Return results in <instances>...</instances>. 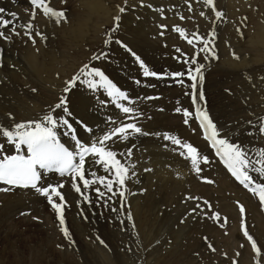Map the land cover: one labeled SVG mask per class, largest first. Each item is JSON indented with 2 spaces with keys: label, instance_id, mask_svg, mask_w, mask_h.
Instances as JSON below:
<instances>
[{
  "label": "bare ground",
  "instance_id": "obj_1",
  "mask_svg": "<svg viewBox=\"0 0 264 264\" xmlns=\"http://www.w3.org/2000/svg\"><path fill=\"white\" fill-rule=\"evenodd\" d=\"M106 1L87 0L86 7L92 13L91 17L81 23L79 27L70 31L62 29V24L64 22L67 23L68 19L56 23L53 18L44 16L39 9H36V18L31 21L34 25L32 31L35 43L30 39V50L28 55L25 56L15 49L14 38L21 37L24 34L25 29L20 27V25L29 22L30 14L28 13L32 10L30 0H0V8L5 9L2 14L5 19H14L9 16V13L15 12L18 14L19 19H14V24L16 31L20 33L18 36L12 35L10 40L0 39V124L10 126L14 122L39 119L51 107H54L49 103L51 101L49 96L51 93L50 89L60 90V84H62L63 79H66V81L71 80L70 76L73 77L78 70L77 64L72 63V56L68 52L73 44L67 49L66 37L75 42L80 40V37H87L93 30V24L95 23L94 14L96 13H103V15L105 13L107 21H110L114 14L118 15L117 11H112L111 6H107ZM241 1L244 3V0ZM200 2H203V0H200ZM56 4L57 0H50V6L54 9H56ZM135 6L136 9H129L127 13H121L122 18L119 20V26L112 34L107 48H104L102 53L97 56L100 57L99 59L93 60L92 64L89 65L90 67L100 68L109 79L127 94L129 100L113 102L103 88L92 89L82 82L85 79H93L92 77H80L76 85L63 95H68L67 97H69L67 106L71 116H67L59 109L55 113L58 116L68 118L80 133L82 142L86 144H90L93 140L103 136L111 131L113 127L122 123H135L142 131L150 133L148 136L136 134L130 136L127 140L114 138V140L107 142L108 146L118 153L117 158L122 163L135 165L134 168L129 170L130 178L125 181V187L120 189L118 185L114 186V191H123L124 196L108 193L99 184H94L90 188L84 189L82 182L77 179V183L81 186V191L89 197V201H85L83 196L73 189L70 175L61 177L57 173L44 172L43 170H41L43 178L40 185L64 184V187L59 190L64 196H68L63 209L65 224L67 223L71 227L80 223L92 227L109 224L118 229V234L122 239L119 248L115 250L104 249L103 256L98 261L99 264H114V253L121 259L125 256L142 260V264H180V259L181 264H203V262L193 263L190 258L199 256L202 260H205L208 255L205 244L209 245L207 238L210 240L212 238L211 235L214 234L216 241H220V237L223 240H228L242 228L240 224L243 216L238 213L236 209L238 204L235 205V203L243 205L245 209L243 214L247 220L246 229L249 234L252 237L259 236V241H262L264 239V205L257 202L259 198L256 195L246 190L243 185L237 183L231 177L226 168L223 167L219 157L216 156L215 150L210 146L209 141L204 138V133L195 116L196 108L199 105L192 103V111L189 110V112L193 116L188 118L190 122L187 123V126L185 123L182 124V120H185V118L181 117V115H178V117L173 116L170 108L159 106V101L161 100L157 89L159 87L157 85L160 82L159 78L145 77L143 75L140 61H143L144 66L150 71L165 74L167 77L164 81L167 80L168 89L170 90L171 86L169 84L172 81L168 80L170 78L168 74L171 72L167 69H161L167 67L161 65L162 61L167 65L170 63L172 71H176L180 68L181 63L175 61V57H172L176 55V58L184 60L185 55L187 56L191 52L190 48L194 50L196 49L195 47H199L200 49L203 44L194 40V47L183 42L179 34L181 39L175 45L174 42L177 39L172 37V32L174 33L172 27L164 25L165 27L162 28V24H159L158 13H153L152 19L150 17L148 20L147 18L145 19L146 15H144L145 17L141 15L140 6ZM194 9L199 14L201 12L205 13L208 19L213 18L215 26L210 33V37L205 36L200 28L195 29V31L185 28V32L189 30L187 38L192 39L191 34L198 33L212 41L210 46L215 48L213 45L216 46L214 44L216 41L212 38L215 37L218 40V44H221L219 42L221 30L224 26V18L217 19L216 12L213 9L210 11L206 4H201L200 8ZM183 10L179 9L178 12L182 13ZM146 11L148 12L149 9ZM166 11L168 15H166L167 18L164 23L171 24L174 19L169 16V12L172 10L167 9ZM132 12L133 15H130ZM136 13H139V16H137L140 19L139 21L135 17ZM173 15L177 16L178 13L173 11ZM98 17L101 18V16ZM153 19H157V22L154 23ZM93 20L94 22H92ZM96 26L97 30H101L104 25L103 23L99 24L98 21ZM11 27L12 25H9V29ZM9 29L3 30L6 34H10ZM164 30L171 35L169 37L166 36L167 34L162 33ZM36 31H39L46 39L36 36ZM163 34L165 37L161 38ZM24 37L28 36L25 35ZM185 40L187 42V39ZM227 41L228 44L229 40ZM241 42L244 43L240 41L236 47L229 43V52L223 58L221 69L224 75L218 79L217 83L212 85V88L221 87V91L224 89L238 99L235 101L231 97L232 101L227 102L231 112V105H238L241 101L245 105V112L248 113L246 115L248 118L244 120V118H240L241 115L240 119L237 117L239 119L236 121L237 127L235 122H233L235 127L232 126L230 128V132L232 129L233 133L227 136L230 135L229 138L232 141H236L242 135L241 140L244 141H241V144L244 145L246 142L250 147V156L256 159V151L264 148V135H261L258 130L259 118L264 117V20L260 23L255 37L250 40V49L254 52H260V54L254 53L252 56L243 53ZM99 46L100 44H98ZM177 48L181 51L177 52ZM183 51L187 52V54H183ZM160 52L162 57H160ZM137 57H139V61ZM160 60L162 61L160 62ZM205 76L203 75V77ZM198 87L200 89V84H198ZM208 89L211 90V88ZM179 91H184V89H177L176 93ZM193 93L194 90L191 88V99ZM212 94L213 92L210 93L204 102L205 106L201 109L208 112L218 127L223 121L222 118L229 115V112L225 103H222V107L217 110L218 112L216 111ZM222 99L223 101L228 99V94L226 93L224 98L222 96ZM117 103L131 107L135 111L131 114H124L116 106ZM249 104H252V106H249ZM9 114H11V118ZM129 116L133 118L129 119ZM175 118L178 125L175 124ZM81 121L91 128L92 131L85 132L82 125L78 123ZM253 125H257V127H253ZM191 128L194 129L193 132ZM171 130L179 132L175 133V136L178 135L181 141L191 143L197 147L201 156L208 157L209 163L201 162V171L198 174L192 169L190 160L187 162L186 159L185 165L174 161V150L180 151L182 148L172 144L170 140L164 139L163 134L167 133V131L171 132ZM66 131L67 129L65 128L60 129V142L73 150L74 142L70 136L64 134ZM250 132L253 135H249ZM198 134L209 145L208 147L205 144L204 150H202V142L196 138ZM129 148L132 150L131 156L127 154ZM9 151H11L10 148ZM183 151L185 150L183 149ZM120 153L124 155L121 156L119 155ZM86 167L88 169L86 177L89 179H94L90 175L93 171L96 172L97 176L111 177V174L105 173L101 166L93 164L91 158H89ZM146 169L151 170L146 171ZM132 173H135V175H132ZM250 174L258 182L264 181L256 173L252 172ZM201 180L212 181L211 183L223 194V199L213 198V204L221 203L214 207L213 210L215 209L216 212L220 213L219 215L224 216L222 217L224 219L220 218L218 221L210 220L203 212L198 218L193 213L189 217H185L182 214L181 207L187 202L184 197V194L187 193L184 185L189 186L200 195ZM97 187H100V190L105 192L104 197L97 196L95 192ZM3 188H8L9 190L0 191V231L4 228L5 223V226H9L12 223L10 220L16 217L19 211L24 209V206L27 208V212L37 214L44 206L49 204L47 198L34 189H16L0 185V189ZM204 195L207 194L204 193ZM109 197L111 198L109 199ZM245 198L247 202L244 201ZM53 199L59 202V198L53 197ZM81 208L90 214H95V216L92 215L89 219L79 220L78 214L82 211ZM52 212L57 215L54 210ZM129 214L131 219L128 218ZM43 224L46 225V223ZM241 233L243 234V231ZM228 234L229 236L226 237ZM165 242H168V245ZM220 245L223 247L230 246L228 243ZM243 249L245 251L242 264H252L251 260L256 261L255 253L249 243ZM237 250L239 251V249ZM213 261L214 264L228 263L226 261L220 263L218 258ZM213 261L208 262L213 263Z\"/></svg>",
  "mask_w": 264,
  "mask_h": 264
},
{
  "label": "rangeland",
  "instance_id": "obj_2",
  "mask_svg": "<svg viewBox=\"0 0 264 264\" xmlns=\"http://www.w3.org/2000/svg\"><path fill=\"white\" fill-rule=\"evenodd\" d=\"M86 1L87 0H57V4L55 5L56 9L63 10L65 12L66 19H68L67 23L64 22L62 24V29L64 31H70L73 28L79 27L81 23H83L85 20L91 17L92 13L89 12V10L87 9ZM158 1L157 0H151V1L107 0L106 1L108 4L107 6H111L112 11L113 12L117 11L118 15L114 14L111 17L112 20L110 19V21H107L108 19L106 18L105 13L104 15L103 13H99V14L96 13L94 14L95 23L93 24V30L89 33L87 37L85 36L80 37V40L76 42L66 37L65 43L67 44V49H69V46L73 44V46H70V49L68 50V52L72 56V63H76L78 66V70H80V68H82L85 64L88 65L92 64V61L95 60L93 57H97L99 54L102 53L104 48L105 49L107 48L109 43L106 44L105 41H110L112 34L115 32L113 31V28L116 26L114 17L120 15L119 16L120 20L122 18L121 12H119V7H124L126 9L122 13L124 14L127 13L129 9H133V10L136 9L135 5H139L140 6L139 10L141 11V15H143V17H145L144 15H146L145 19L147 18L148 20L150 17H151L150 19H152L153 13L154 14L158 13V17L160 18L159 24H162V26L167 25V27H172V30L174 31V33L172 32V37L177 39L176 42H174L175 45L181 39V37H179V32L174 30L175 28H181L183 30L187 28V29H193L194 31L195 29L200 28L203 34H205V36L207 35V37H210V33L214 30V26H215L214 19L213 18L208 19L205 13L204 16H202L201 14L196 12L195 9L193 10V8H200L201 4H205L204 2H200V0H184V1L158 0ZM235 1L236 0H221V1L215 0L214 8L212 6L206 5L210 11L213 9L215 12L219 11L222 13L221 18H217V19H222V17L224 18V26L222 27L221 30L220 42H219L221 44H218V40L215 37L212 38L214 39V41H216V43H214L216 44V46L213 45L215 48H212L213 51L215 52L216 58H213L211 55H209V58L205 60L204 56L208 55V53H200V55H196V53H199V47H195L196 49L194 50L193 48H190L191 52L189 53V55L187 56L185 55L184 60L182 58H176V55L172 57V58L175 57L176 59L174 58V60L181 63L180 68H178L176 71H172L170 63H168L167 65L165 62L160 60V62L162 61L161 63L162 66H167L161 69L170 70L171 73L174 72L187 73V70L189 68L194 69L195 65H192L190 62L188 64L184 63V61L186 59L191 58V56L192 57L195 56L198 64L204 65V68L202 69V73L203 75L206 76L204 77L203 81L200 84V89L198 86H197L198 89H196L197 93L203 91L204 100L200 101L197 99V104L199 105L200 108H203L205 106L204 102L206 101V99L208 98L211 92H213L211 96L213 97V101H214L213 104H215L214 108L216 109V111L222 107V103H225L229 115L223 117L222 118L223 121L218 126V129H220L222 134L225 135L232 134L233 132L232 129L230 132V128L234 126L233 122H235L236 124V121L239 120L240 118L242 119L244 118V120H246V118H248L246 116L248 115V113L245 112L246 111L245 105L242 104V101L239 102L238 105L235 104L231 105V109H232L231 112L227 102L229 101L231 102L232 98L235 101L238 99L230 95L228 91H225L224 89L223 91H221V87H216L215 89H213L212 85L214 83H217L218 79L221 76L223 77L224 75V72L221 69L223 66L222 65L224 60L223 58H225L227 56V53L229 52L228 51L229 43L236 47L238 42L243 41L244 43L241 42V46L243 47L244 50L243 53L250 54L252 56L254 55V53L260 54V52H254L250 49V40L252 37H255L256 32L258 31V27L260 26V23L264 20V7H263L264 0H244V3H242L241 0H238L236 3ZM115 2L117 3L115 4ZM132 2H134L135 5L132 4ZM172 2H174L175 5ZM222 4L224 5L222 6ZM149 5H151V7H149ZM189 6H191V10H189ZM147 9H149L148 12L146 11ZM165 9L172 10L171 12H169V16L172 19H174L171 21V24L164 23L165 22L164 20L167 18L166 15H168ZM179 9L182 10L184 9L185 11L183 10L182 13H179L178 12ZM31 11L32 10H30L28 14H30ZM173 11L177 12L178 15L174 16ZM130 15H133V12L130 13ZM98 16H101V18H99ZM137 16H139V13H136L135 17L137 18ZM181 17H183V19H181ZM137 20L138 21L140 20L139 17L137 18ZM153 20L154 23L157 22V19H153ZM98 21L99 24L103 23L104 25L101 30H97L96 24H98ZM92 22H94V20ZM162 33H164L165 35L167 34L166 36L168 37L169 35H171L166 30H164ZM185 33L186 35H188L189 30H186ZM164 34L161 35V38L165 37ZM24 36L25 35L23 34V36L21 37L16 36L17 38H14L15 39L14 47L20 54L27 56L30 50L29 48L30 39ZM182 40L183 42L187 43L185 38H182ZM227 40H229L228 44H227L228 42ZM174 43H172V45H174ZM98 44H100L99 47ZM182 53L187 54V52L185 51H183ZM161 55L162 53L160 52V57H162ZM78 70L76 71V73L78 72ZM158 74H161L160 78L158 79L160 80V82L157 85V87L159 86L157 88L159 91V97H161V100L159 101V106H165L170 108L171 114L173 116L178 117V115H181V117L185 118L183 115V110L187 109L188 111L189 110L192 111L193 102L191 99V87H190L191 80L188 79L187 74H185V76L180 78L184 81V83L179 84L176 82L175 79H173L170 76L168 80H171L172 82L169 84V86H171L169 90L167 80L164 81L167 76L165 74H162L161 72H159ZM70 77L72 79V76ZM66 82H67L66 79H63L62 84H60L61 86L60 90L55 91L54 89H50L51 93L49 94V96L51 97V101H49V103H51L52 106L58 103L60 97L65 94L63 90L66 87ZM180 88H183L184 91L181 92L179 91L176 93V90ZM208 88H211V90H209ZM226 93L228 94L229 100L226 99L227 101L226 100L223 101L222 96L224 98V95ZM68 98L69 97H67V100ZM249 106H252V104H249ZM177 107L181 108L182 111L179 113L176 112ZM237 117L240 118L238 119ZM183 123L184 120H182V124ZM175 124H177L176 118H175ZM185 125L187 126V124ZM191 130L193 132L194 129L191 128ZM167 133L168 134L171 133L170 135H172L173 133V136H175L179 132H175V131L173 132V130H171V132L167 131ZM176 137L179 136L177 135ZM241 137L242 135L239 136V138L234 142L241 144L244 141L241 140ZM196 138L202 142L203 145L202 150H204L205 144L209 147V145L203 140V137H201L200 134H198ZM244 146H246L250 150V147L246 142ZM174 151H175L174 161L181 165H185L186 159L180 155V152L183 151V149H180V151L177 150ZM187 162H189V159H187ZM200 188H201L199 191L200 195H198L189 186L184 185V189L187 192L184 194V197L187 202L184 206L181 207V212L185 217H189L191 213H193L192 209L197 208V205H199L196 212L193 213L196 216V218H198L200 214L203 212L207 215L208 218H210V220H215L212 218V214L219 212H216V210L215 209L213 210V208L217 207L221 203L213 204V198L218 197L219 199H223V194L212 183H208L207 181L201 180ZM204 193H206L207 195H204ZM189 197H192L193 199H189ZM64 198L65 201H67L68 196H64ZM204 201H208L211 208H209L208 205H205ZM244 201L247 202L246 198ZM257 202L260 201L258 200ZM235 205L238 213L242 215L239 209L240 208L239 203H235ZM26 209L27 208L24 206V209L22 211H19L18 215L10 220L12 221V223L9 226H5L6 224L5 223L4 228L0 231V264H99L98 261L102 258L104 249L115 250L116 248H119V245L122 242V239L118 234V229L115 226L109 224L100 227H92V226H85L80 223L79 225L71 227L66 223L64 226L67 227L70 233V237L66 238L63 232L61 231V228L64 226L60 224L57 215L53 214L52 212L53 210L50 204L44 206V208L41 209L37 214L29 213L26 211ZM92 215L95 216V214L92 213L90 214L84 211L83 209L78 214L79 220L89 219L92 217ZM242 216H243V220H242L243 224L245 222L244 226L246 227L247 220L245 219L244 214ZM222 217L224 216L220 215V218ZM242 221L240 227H242ZM43 223H46V225ZM242 231H243L242 228H240L239 231H237L238 234L236 233L232 238H229L228 240H223L221 237L220 238L218 237L219 239H221L220 241H216L215 235L212 234L211 235L212 238H210L211 241L208 238L207 241L209 244H211L212 248H214L215 251H213L212 248H210L209 245L206 243L205 247H207L206 250H208L207 252L208 255L206 258L203 255L206 261L202 260L199 256L192 257L190 259L192 260L193 263L203 262V264H208V263L210 264L211 262L208 261H213L216 258H218L219 260L218 262L220 263L228 259L226 261L228 262L227 264H233V261H235L236 264L238 263L242 264L243 254L245 251V249L243 248L248 246L249 243V241L246 239L244 234L241 233ZM228 236L229 234L226 237ZM253 238L257 241L258 247L261 248L260 264H264V239L262 241H259V236ZM101 241H103V244L101 243ZM224 243H228L230 246L223 247L220 245ZM165 244L168 245V242H165ZM170 244L171 243L169 241V245ZM241 245H243V247H241ZM249 246L251 247L250 243ZM236 247L237 249H239V251L236 249ZM236 250L237 252H235L236 253L235 254L234 251ZM237 253H239L240 256L237 255ZM113 261L114 264H142V260L125 257V256L123 257V259H121L120 257H117L115 253L113 256ZM180 261L181 259L179 260V263L181 264ZM251 262L252 264H254V262L256 264V261L251 260ZM211 264H214V261Z\"/></svg>",
  "mask_w": 264,
  "mask_h": 264
},
{
  "label": "snow or ice",
  "instance_id": "obj_3",
  "mask_svg": "<svg viewBox=\"0 0 264 264\" xmlns=\"http://www.w3.org/2000/svg\"><path fill=\"white\" fill-rule=\"evenodd\" d=\"M206 5L215 7L214 0H203ZM32 6V11L30 13L29 22L20 25L24 28V35L28 36L29 39L35 43L33 38L34 25L31 21L36 18V9H39L44 16L51 17L56 23H60L61 20L66 19L65 12L63 10H56L50 6V0H30ZM151 7V5H149ZM126 9L124 7H119V12L123 13ZM191 10V6H189ZM5 12L4 8H0V39L10 40L12 35H20L16 31V26L14 24V19L18 20V14L15 12L9 13V16L14 19H5L2 15ZM202 16L203 12L200 13ZM217 18L222 16V13L216 12ZM183 19V17H181ZM120 17H114L116 26L113 31L119 26ZM9 25L12 27L9 29ZM165 27V26H161ZM3 29H9L10 34H6ZM175 31L179 32L182 38L187 39V43L194 45V40L202 43L203 47L199 49V53H208L204 56L207 60L209 55L213 58L215 57V52L213 51L212 41L200 36L198 33H192V39H188L185 30L181 28H175ZM239 31V29H238ZM36 36H40L41 39H46L39 31H36ZM214 38V37H213ZM109 43V41H105ZM177 52L181 50L176 49ZM196 53V55H199ZM94 59H99L100 57H93ZM238 58V57H237ZM139 61V57H137ZM191 63L195 65V68H189L187 73L185 72H174L170 73L173 79L177 83L183 84L184 81L180 79L187 74L188 79L192 81L190 87L194 90L192 94L193 104H197V99L200 101L204 100L203 91L198 93L195 92L198 84L203 81L202 69L203 64H198L195 56L186 59L185 64ZM141 67L143 68V75L145 77L152 76L160 78L161 74L154 71H150L144 66L143 61H140ZM80 77H92L93 79H85L82 81L86 83L89 88H103L108 97H110L113 102L118 101H128L129 97L127 94L121 90L111 79H109L105 73L97 67H90L85 64L80 70L72 77L71 80L66 82V87L64 88V93H68L72 87H74ZM98 78V79H95ZM139 83V81H137ZM35 91V89H33ZM187 94V93H186ZM68 100L66 96H61L59 102L51 107L48 112H46L39 119L27 120L21 122H14L10 126H4L0 124V184L32 188L36 192L45 196L50 204L51 208L57 213V218L62 226L65 225L63 209L65 207L66 201L64 195L59 190L64 187L63 183H58L56 185L48 184L47 186H41L40 182L43 178L44 172L58 173L61 177L65 175H70L72 180L73 189L83 196L85 201H89V197L84 195L81 191L80 184L77 183V179L82 182L84 189L90 188L94 184L101 185L108 193L113 195L118 194L123 197V191H114V186L118 185L120 189L125 187V181L129 179V170L134 168L135 165H127L122 163L120 159L117 158L118 153L108 146V141L114 140V138H119L121 140H127L132 135H144L148 136L150 133L142 131L135 123H122L119 126L113 127L111 131L105 133L103 136L98 137L93 140L90 144L82 142L80 138V133L73 126L68 118L65 116L56 115V110H61L67 116H71L69 108L67 106ZM117 107L124 114H131L135 110L131 107H127L123 104L117 103ZM181 108L177 107L176 112H181ZM183 115L185 117L184 123H188V118L192 116L187 109L183 110ZM11 118V114H9ZM196 119L198 120L201 129L204 132V138L209 141L210 146L215 150V154L223 162L224 166L231 173V175L246 189L256 195L259 201L264 205V182H258L250 173H256L260 178L264 179V148H260L256 151V159H253L249 154V149L240 144L232 141L227 135L222 134L221 130L218 129L216 123L211 119L206 110L201 109L199 106L196 108L195 113ZM133 117L129 116V119ZM14 120V118H12ZM260 123L258 125V130L261 135H264V117L259 118ZM111 122V121H110ZM82 125L85 132H91L92 129L83 122H78ZM251 124V122H249ZM257 127V125H253ZM65 128L67 131L65 135L70 136L71 140L74 142L73 150H69L63 143L60 142L59 133L60 129ZM164 139L170 140L172 144L179 148L184 149L181 151L180 155L185 159H189L192 169L198 174L201 171L200 164L209 163L207 156H201L199 149L193 146L191 143L183 142L178 137L164 133ZM253 135V133H249ZM9 148L11 151H9ZM131 148L128 149V155L131 156ZM119 155H124L120 153ZM91 158V162L95 165L101 166L105 173H110L111 177L97 176L96 172H91L90 175L94 179H89L86 177V172L88 171L86 165ZM151 169H146L150 171ZM135 175V173H132ZM211 183L212 181H207ZM8 188L0 189V191H8ZM97 196L104 197L105 192L100 190V187L95 188ZM53 197L59 198V202L53 199ZM111 197H109L110 199ZM189 199H193L189 197ZM199 199V198H196ZM205 205L211 208L208 201H204ZM199 205H197V208ZM240 212L243 215L245 209L243 205H240ZM197 208H193L192 212L195 213ZM115 211V209H113ZM129 219L131 215L129 214ZM212 218L215 220L220 219L219 213H213ZM242 230L246 239L251 244V248L256 256V264H260L261 248L258 247L257 241L249 234L246 227L242 221ZM61 231L66 238L70 237V233L67 227H62ZM103 244V241H101ZM209 247L212 248L211 244ZM243 247V245H241ZM215 251L214 248H212ZM239 255V253H237ZM233 264H236L233 261Z\"/></svg>",
  "mask_w": 264,
  "mask_h": 264
}]
</instances>
